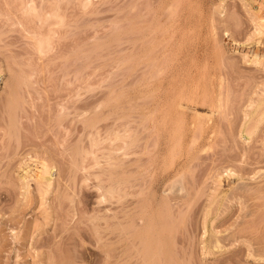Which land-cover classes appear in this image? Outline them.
Wrapping results in <instances>:
<instances>
[{"label":"rangeland","instance_id":"1","mask_svg":"<svg viewBox=\"0 0 264 264\" xmlns=\"http://www.w3.org/2000/svg\"><path fill=\"white\" fill-rule=\"evenodd\" d=\"M262 255L264 0H0V264Z\"/></svg>","mask_w":264,"mask_h":264},{"label":"bare ground","instance_id":"2","mask_svg":"<svg viewBox=\"0 0 264 264\" xmlns=\"http://www.w3.org/2000/svg\"><path fill=\"white\" fill-rule=\"evenodd\" d=\"M48 174V173H47ZM149 238V237H148ZM147 242V241H146ZM150 242V241H149ZM217 242H219V241H217ZM149 243H147V245H148ZM151 247V246H150ZM147 248H148V246H147ZM152 248V247H151ZM165 249V248H164ZM151 250V249H150ZM169 251V250H168ZM147 252V251H146ZM151 252H152V250H151ZM166 252V251H165ZM164 253V252H163ZM153 255V254H152ZM168 255H169V253H168ZM262 256H264V255H262ZM148 257V256H147ZM151 257V256H150ZM151 260H152V258H151ZM166 260V259H165ZM170 260V259H169ZM150 261V260H149Z\"/></svg>","mask_w":264,"mask_h":264}]
</instances>
